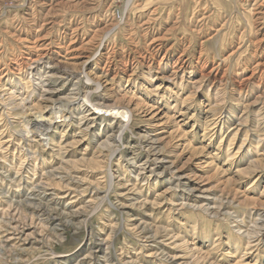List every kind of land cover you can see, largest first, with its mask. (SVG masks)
Instances as JSON below:
<instances>
[{
  "label": "rangeland",
  "instance_id": "1",
  "mask_svg": "<svg viewBox=\"0 0 264 264\" xmlns=\"http://www.w3.org/2000/svg\"><path fill=\"white\" fill-rule=\"evenodd\" d=\"M0 224V264H264V0H0Z\"/></svg>",
  "mask_w": 264,
  "mask_h": 264
},
{
  "label": "bare ground",
  "instance_id": "2",
  "mask_svg": "<svg viewBox=\"0 0 264 264\" xmlns=\"http://www.w3.org/2000/svg\"><path fill=\"white\" fill-rule=\"evenodd\" d=\"M154 37V36H153ZM151 41V40H150ZM97 48V47H96ZM88 81H90V79L88 78L87 79ZM97 86H98V84H96ZM85 95V94H84ZM84 102H86V103H89V104H91L90 103V100H89V94H87V95H85L84 97ZM94 102V101H93ZM97 102H100V101H97ZM93 104V103H92ZM92 104H91V106H92ZM104 104V103H103ZM94 105V104H93ZM121 107V106H120ZM119 106H117V107H112V108H110L109 110L111 111V113L112 114H114V115H119L120 117H124V118H130L129 117V113L127 112V110L125 109V108H120ZM59 108H61V105H59L57 108H52L53 110H51L50 112H51V114H52V117L51 118H49V117H46V119H45V117L43 116L44 114L42 113V112H39V113H36V114H34V115H32L31 114V116H29V117H26V120H24L23 122H22V130L20 131V134L21 135H23V136H27L28 134H31V131L33 130V129H29V125H33V126H38L39 127V125L40 126H43V128L42 129H44L43 130V132L41 131L40 133H39V135H41L42 136V139L45 141V140H47V138H49L48 137V132L51 130V128H52V126H53V124L55 123V122H53V120H55L54 118L58 115H60V113H62V111H64V110H67L68 108H67V106H65L64 105V107H63V109L61 110V111H58V109ZM94 108H96L97 110H101V108L99 109V107H97L96 105H94ZM32 113V112H31ZM124 126H127V124H125ZM38 127H35V128H38ZM123 127V126H122ZM21 128V127H20ZM35 128H34V130H35ZM34 133V132H33ZM29 154V153H28ZM110 156V155H109ZM112 176V175H111ZM34 187V186H33ZM35 188V187H34ZM9 214H11V213H9ZM7 216V215H6ZM12 216V215H11ZM10 217V216H9ZM11 219V218H10ZM13 219V218H12ZM15 219V218H14ZM13 219V220H14ZM4 221V220H3ZM11 221V220H10ZM6 223H10L9 221L8 222H6ZM1 225V224H0ZM3 225H1V227H2ZM11 227H12V225H10ZM5 227V226H4ZM6 228V227H5ZM12 230H14V228H11ZM15 231H17V228L15 227ZM0 240H1V237H0ZM4 248V247H3ZM92 255V254H91Z\"/></svg>",
  "mask_w": 264,
  "mask_h": 264
}]
</instances>
